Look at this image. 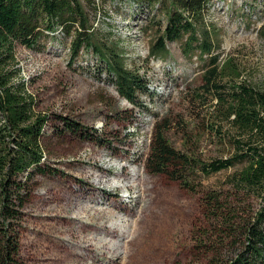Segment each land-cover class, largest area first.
<instances>
[{"label":"rangeland","instance_id":"rangeland-1","mask_svg":"<svg viewBox=\"0 0 264 264\" xmlns=\"http://www.w3.org/2000/svg\"><path fill=\"white\" fill-rule=\"evenodd\" d=\"M91 7L96 35L106 42H121L124 66L142 77L146 90L137 93L135 104L122 98L115 77L90 49H82L69 63L70 38L61 33L41 37L35 47L16 46L17 80L34 96L35 109L49 116L41 143L44 162L51 171L36 175L34 189L20 209V264L37 260L36 264H55L38 259L45 249L40 243L45 237V221L37 215L42 210V194L68 184L74 191L79 186L86 189L82 195L75 194L78 207L84 206L86 220L88 214L93 215L90 209L85 210L91 205L112 213L123 231L114 237L121 246L112 247L111 257L105 256L101 264H115L111 258H122L124 264L135 253L131 243L135 222L147 217L138 210L157 189L174 195L175 211L171 213L172 240L150 264H200L192 251L194 231L203 221L200 195L221 186L231 170L205 177L190 165L178 163L168 165L162 173L151 166L148 170L147 160L156 135L176 153L209 161L230 155L227 140L239 133L227 122L214 121L218 115L213 110L212 93L203 85V63L195 57L186 59L175 42L167 43L164 58H151L149 47L155 32L150 28L155 22L145 24L153 11L139 10L136 0H96ZM205 13V22L217 35L219 47L214 53L218 63L230 60L240 74L236 81L224 78L220 83L229 89L237 81H247L264 91V0H211ZM57 115L74 120L81 130L61 131ZM211 123L223 127L217 126L224 137L217 136ZM87 170L101 173L94 177L95 185L89 183L92 179L86 177ZM116 171L141 175L133 188L126 189L113 185L119 180ZM134 206L136 212L131 213ZM93 244L83 241L75 249L84 256V249L93 248Z\"/></svg>","mask_w":264,"mask_h":264},{"label":"trees","instance_id":"trees-1","mask_svg":"<svg viewBox=\"0 0 264 264\" xmlns=\"http://www.w3.org/2000/svg\"><path fill=\"white\" fill-rule=\"evenodd\" d=\"M210 1L136 0V8L153 11L145 24L155 22L150 28L155 32L149 47L151 58H164L167 43L175 42L186 59L195 57L203 63V85L206 92L212 93L213 110L218 115L214 121L227 122L239 135L233 134L227 140L230 155L209 161L176 153L156 135L147 166L148 170L163 173L168 165L188 164L205 177L230 169L221 186L200 195L203 221L194 231L192 251L200 264H264V91L247 81H237L229 89L220 83L224 78L236 81L240 74L230 60L218 63V54L214 53L219 47L217 35L205 22ZM95 3L96 0H0V264H20V209L34 189L36 175L51 173L44 162L41 143L49 116L35 109L34 96L22 80H17L20 71L16 66V46L35 47L41 37L61 33L70 38L69 63L82 49H90L115 77L116 90L122 98L135 104L137 93L146 90L142 77L124 66L121 42H106L96 35L89 14ZM56 117L62 123L61 131L77 133L82 128L67 117ZM211 126L217 136L224 137L223 132L219 134L221 125ZM89 172L85 171L87 178ZM71 187H55L41 196L42 210L37 216L45 221V237L40 242L45 249L38 259L53 260L55 264L84 263V256L78 255L75 248L83 241L93 242L87 236L100 219L90 216L89 220H81L74 216L79 201L75 194L82 195L86 189L79 186L74 191ZM174 200L166 189L154 190L146 199L140 212H146L149 220L139 230L141 240L131 239L135 253L124 264L132 260L134 264H150L166 251L172 240ZM93 245L84 249V255L92 253L97 258Z\"/></svg>","mask_w":264,"mask_h":264},{"label":"bare ground","instance_id":"bare-ground-1","mask_svg":"<svg viewBox=\"0 0 264 264\" xmlns=\"http://www.w3.org/2000/svg\"><path fill=\"white\" fill-rule=\"evenodd\" d=\"M101 173H96L95 171H90L88 173V176L91 177L92 179V184L95 185L94 183V177L98 176ZM140 172L139 174H137V172L135 173H121V172H117L116 171V176L119 177L118 182H113V185L115 187H119V186H123L126 187V189H130L133 188L136 185L137 180L140 177ZM133 186V187H132ZM90 209L93 212V215L88 214V216H93L94 218H97L98 216L101 215L100 220H96V225H94L92 227V233L89 234L87 236V239H91L93 240L95 246H96V250L97 253L99 254L96 257H94L92 255V253H86L84 255V263L82 264H101L102 259L106 256L107 259H109L111 257V252L112 247L113 248H118L121 246V242L114 237H116L117 235H121L123 233L122 230H120L118 224H116V219H114L112 217V213L106 211V210H99L98 208L94 207V206H89V208H86L85 210ZM144 208L141 209V211H145L143 210ZM97 210V211H95ZM140 212V210H138ZM136 212V207H133V211L131 213ZM74 216L77 218H80L81 220H84V206L82 207H77L74 211ZM98 218V219H99ZM123 219V218H122ZM149 220L148 217H145L143 219L139 221L135 222V226H134V230H133V235L134 232L137 231L136 233H138V236L135 237L133 236L132 241L133 242H137L138 240H141L140 236V229L142 228L143 222ZM99 233L102 234H106L112 238H106V237H102L101 235H99ZM104 247H107L108 250L104 249ZM96 253V251H95ZM111 260L115 261V264H121V260L122 258H111Z\"/></svg>","mask_w":264,"mask_h":264}]
</instances>
